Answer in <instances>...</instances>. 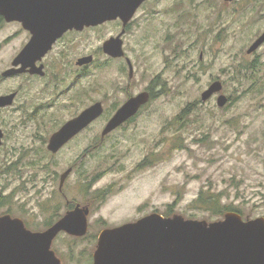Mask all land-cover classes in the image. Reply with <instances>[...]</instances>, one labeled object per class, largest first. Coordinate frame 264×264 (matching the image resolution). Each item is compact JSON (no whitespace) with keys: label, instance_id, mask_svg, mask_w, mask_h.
I'll return each instance as SVG.
<instances>
[{"label":"rangeland","instance_id":"374dc122","mask_svg":"<svg viewBox=\"0 0 264 264\" xmlns=\"http://www.w3.org/2000/svg\"><path fill=\"white\" fill-rule=\"evenodd\" d=\"M113 26L89 30L66 45L68 63L91 53L97 62L83 77V90L65 95L52 94L46 81L28 75L3 79L29 33L19 24L0 28V95L18 91L15 103L0 109L6 131L0 216L44 231L75 205L90 206L84 236L61 232L53 242L66 262H87L102 230L151 212L224 219L192 205L202 189L219 194L221 204L245 220L264 217V44L248 53L264 30V0H148L126 38L132 79L119 64L109 65L101 49ZM218 79L228 97L223 107L219 94L202 100ZM155 84L156 96L122 129L102 140L103 117L57 154L47 150L50 134L86 105L102 100L107 112ZM189 103L191 110L178 120ZM71 167L60 191L61 174Z\"/></svg>","mask_w":264,"mask_h":264},{"label":"water","instance_id":"95a60500","mask_svg":"<svg viewBox=\"0 0 264 264\" xmlns=\"http://www.w3.org/2000/svg\"><path fill=\"white\" fill-rule=\"evenodd\" d=\"M144 1L0 0V14L5 20L20 21L33 33L2 76L6 78L27 72L43 75V66H37L36 61L52 47L67 25L83 28L118 17L127 23ZM53 30L59 33L50 36L48 33ZM113 40L103 44L104 52L113 56L123 55L121 43L114 45ZM262 43L264 32L248 53L254 52ZM91 60L92 57L88 56L81 58L79 63ZM222 89V81L213 82L202 93V100H208ZM17 94L14 91L0 95V108L12 106ZM149 100L148 92L131 97L106 124L102 137L135 116ZM217 102L223 107L228 97L221 93ZM103 112L101 101L84 109L50 136L48 149L58 152ZM3 138L4 131L0 126V145ZM71 171L72 168H68L62 174L60 190ZM89 212V208L77 205L44 231L27 228L19 217L0 216V264H61L51 249L54 238L61 231L84 236L88 231ZM94 260L95 264H264V217L245 220L240 213L230 211L224 219L208 222L186 219L178 214L164 217L154 212L135 222L102 230Z\"/></svg>","mask_w":264,"mask_h":264},{"label":"flooded vegetation","instance_id":"af4514ba","mask_svg":"<svg viewBox=\"0 0 264 264\" xmlns=\"http://www.w3.org/2000/svg\"><path fill=\"white\" fill-rule=\"evenodd\" d=\"M148 0H145L139 7L138 9L136 10V13L141 10L146 2ZM224 1V0H223ZM234 1H237V0H234ZM224 2H228V1H224ZM233 2V1H231ZM230 3V2H228ZM135 13V14H136ZM0 17L3 19L4 23L3 24H19L21 25V27L27 32L29 33V40H31L32 36H33V33L32 31L24 28V26L22 25V23L20 21H12V22H7L5 20V18L0 14ZM135 19V15L133 16V18L128 21L127 23H124V21L121 19V18H117V19H114V20H108V21H104V22H101V23H98V25H90V26H84L83 28H79L77 25H67V29H65L61 35H59L57 37V39L53 42L52 44V47L42 56L41 59L37 60L36 61V65L37 66H43V71H44V74L41 75V74H38V73H22V74H18V75H14V76H11V77H7V78H12V77H16V76H21V75H28L30 78L32 79H41L43 80L44 82L46 81V87L52 91V94L56 92L58 94H61L63 93L64 95L67 94L68 92L70 91H73L75 94H79L81 92L82 89V82H83V77L87 78L89 76V74L91 73V70H92V65L95 64V62H97V60H95V55L93 53L91 54H86V55H80L78 57H76L74 59V61L71 59H69V63L67 62V59L70 57L68 55V53L66 52V45L68 43L72 44L74 42H77V39H78V36H80V34L82 33H85L89 30H95V29H99L101 27H104L106 25H109V24H114V26L112 27L113 30L111 32V34L105 38V40L103 41L102 43V46H101V49L103 51V53L106 55L107 57V63H109V65L111 64H114L116 63L117 65L119 64V66H121V69H122V72L125 73L126 71H128V77L129 79H132L134 77V74H135V70H134V64L130 58V56L128 55V53L126 52V49H127V42H126V38H127V35L129 34V30H130V27L133 23ZM264 30L259 34L258 38L263 34ZM59 33V31L57 30H53V31H49V35L50 36H54L55 34ZM257 38V39H258ZM110 39H114V45L116 43H121V47H122V50H123V55L121 56H113L111 54H107L104 52L103 50V44L107 41V40H110ZM256 39V40H257ZM255 40V41H256ZM28 41L22 46V48L28 43ZM264 43H262L255 51H257ZM22 48L18 51V53L22 50ZM254 51V52H255ZM17 53V54H18ZM16 54V55H17ZM88 56H91L92 57V60L88 63H84V64H80L79 63V60L81 58H84V57H88ZM16 57V56H15ZM13 61V60H12ZM131 64L133 66V73L131 75ZM11 67V66H10ZM67 67L68 68H71L74 72L69 74V75H63L64 73L65 74H68L67 72ZM74 67V68H73ZM74 74V75H73ZM62 76V77H61ZM7 78H3V79H7ZM159 79H160V76H157L156 77V81H154L155 83L159 84ZM72 80V81H71ZM220 80V79H218ZM218 80H215V81H218ZM213 81V82H215ZM221 81V80H220ZM212 82V83H213ZM211 83V84H212ZM223 83V81H222ZM210 84V85H211ZM62 86V88H60ZM209 85V86H210ZM45 87V86H44ZM156 84L153 86H149L147 89L145 90H142L140 92H138L137 94H130L127 96V98L121 102V103H115L113 104V106L111 108H109L106 112V106H105V103L102 101V100H95L93 101L92 103L86 105L84 108H82L80 111L74 113V115H72L70 118L64 120L60 127L66 123L68 120L76 117L77 115H79L84 109H86L87 107L91 106L92 104L98 102V101H101L103 103V106H104V112L103 114L98 117L97 119H95L92 123H90L85 129H83L80 133H78L76 136H74L72 139H70L61 149H63L64 147H66L69 143H71L73 140H75L83 131L87 130L88 128H90L94 123H96L100 118H107V121H106V124L110 121V119L116 114V112L118 111V109L120 107H122V105H124L131 97L133 96H136L138 95L139 93L141 92H148L150 93V100L142 105V107L140 108V110L138 111V113L131 117L130 119H128L127 121H125L124 123H122L120 126H118L116 129H114L113 131H111L110 133L106 134L104 137H102V140L104 138H106L107 136L111 135L112 133L122 129L126 124L130 123L132 120H134V118L143 110V108L156 96L157 92H156ZM127 88H130V82L128 83L127 85ZM209 88V87H208ZM223 89H224V83H223ZM223 89L221 92H217V93H214L209 99L215 97L216 95H220L221 93H223ZM56 91V92H55ZM18 93V91H17ZM153 95H155L153 97ZM18 96V94H17ZM71 97V96H70ZM81 97V94L80 95H74L73 98L71 99L73 102L77 99ZM17 98V97H16ZM208 99V100H209ZM54 100H52L50 103H49V106H53L55 105V103L53 102ZM2 109V108H0ZM108 114V115H107ZM105 124V126H106ZM1 126V125H0ZM104 126V128H105ZM59 127V128H60ZM1 128L3 129L4 131V138H3V143L2 145L5 143V138H6V131L4 130V128L1 126ZM58 128V129H59ZM57 129V130H58ZM55 130V131H57ZM54 131V132H55ZM52 132L50 134V136L54 133ZM102 135V133H101ZM50 136L46 139V143H47V146H48V143H49V138ZM0 145V147L2 146ZM60 149V150H61ZM47 150L52 153V154H57L58 152L56 153H53L51 152L48 147H47ZM89 149H87L85 151V154H89ZM73 168V167H71ZM74 169H72V172H73ZM62 176V174H61ZM68 179V177L66 178V180ZM65 180V182H66ZM60 182H61V177H60ZM59 189H60V183H59ZM61 191V190H60ZM69 202V201H68ZM78 205V204H77ZM77 205H75L73 208H70L69 210H72L74 209ZM87 208H89L90 212H89V215L91 213V207L90 206H87ZM68 210V211H69ZM67 211V212H68ZM66 212V213H67ZM154 212H151L149 214H146L144 215L143 217L147 216V215H150ZM6 215V214H4ZM10 215V214H9ZM89 215H88V218H89ZM3 216V215H1ZM141 217V218H143ZM140 218V219H141ZM55 223V222H54ZM53 224V223H52ZM51 224V225H52ZM49 225V226H51ZM48 226V227H49ZM47 227V228H48ZM88 228H89V220H88ZM38 231V230H36ZM43 231V230H42ZM61 232H64V233H67L69 234L68 232L66 231H61ZM60 232V233H61ZM71 235V234H69ZM71 236H75V235H71ZM57 237V236H56ZM55 237V238H56ZM54 238V240H55ZM53 240V242H54ZM98 241H99V235H98V239H97V243H96V249H97V246H98ZM51 249L54 251L55 255L57 258L60 259V262L61 264H95V260H94V252L96 251V249L94 250L92 256H88L89 257V260L87 262H84L82 260L80 261H74V262H66L64 261L63 259V256L60 254V251H58L57 248L54 247L53 243H52V246H51ZM71 262V263H70Z\"/></svg>","mask_w":264,"mask_h":264},{"label":"trees","instance_id":"16d2710c","mask_svg":"<svg viewBox=\"0 0 264 264\" xmlns=\"http://www.w3.org/2000/svg\"><path fill=\"white\" fill-rule=\"evenodd\" d=\"M3 23H4V21L0 17V28L4 25ZM154 96L155 95H153V97ZM192 105H193L192 103H189L183 109L182 113L177 117V119L178 120L181 119L183 117V115L188 113V111L191 110ZM0 199H4V198L0 195ZM221 200H222V198L219 196V194L208 193L207 191L202 189L199 193L198 198L195 200V203L192 205H194L198 209L205 210V211L207 210V211L211 212L213 214V216H218V217L225 215V213H227L229 211L239 212L237 209H234V208L229 207L227 205H222ZM169 213H170V210L167 213V216L169 215ZM50 224H51V222L48 225H50ZM26 225H27V223H26ZM27 226L29 227V225H27Z\"/></svg>","mask_w":264,"mask_h":264}]
</instances>
